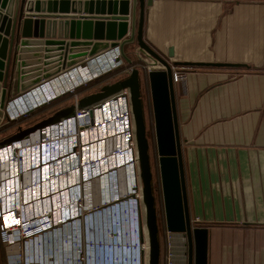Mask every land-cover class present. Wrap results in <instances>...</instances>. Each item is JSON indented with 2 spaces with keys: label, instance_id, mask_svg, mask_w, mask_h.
I'll list each match as a JSON object with an SVG mask.
<instances>
[{
  "label": "crops",
  "instance_id": "crops-1",
  "mask_svg": "<svg viewBox=\"0 0 264 264\" xmlns=\"http://www.w3.org/2000/svg\"><path fill=\"white\" fill-rule=\"evenodd\" d=\"M30 15L87 16L77 5ZM143 40L164 58L170 53L171 63L243 65L185 67L173 83L186 199L191 223L208 229V245L219 227H264V0H152ZM128 49L148 73L146 55L136 44ZM68 81L78 84L79 74L62 82ZM46 87L58 89L54 82Z\"/></svg>",
  "mask_w": 264,
  "mask_h": 264
},
{
  "label": "water",
  "instance_id": "water-1",
  "mask_svg": "<svg viewBox=\"0 0 264 264\" xmlns=\"http://www.w3.org/2000/svg\"><path fill=\"white\" fill-rule=\"evenodd\" d=\"M151 4L152 0H0V127L10 121L6 108L13 98L110 50L118 49L121 58L131 65L124 47L136 44L138 52L150 60L149 66L162 67L148 71L147 77L166 230L186 237L187 264H208V229L193 227L189 216L171 66L243 68V65L171 63L170 53L168 58L160 56L143 40L145 7ZM76 5L79 11L83 7L87 16L50 21L52 17L30 15L33 11L46 9L50 13L56 8L66 13L70 7L74 10ZM140 86L139 71L132 68L124 79L81 97L77 105L56 111L19 135L3 141L0 148L73 114L76 108L97 106L128 89L141 182L139 204L144 209L141 239L145 229L147 264H159L157 213ZM134 189L138 191L135 186Z\"/></svg>",
  "mask_w": 264,
  "mask_h": 264
},
{
  "label": "built area",
  "instance_id": "built-area-1",
  "mask_svg": "<svg viewBox=\"0 0 264 264\" xmlns=\"http://www.w3.org/2000/svg\"><path fill=\"white\" fill-rule=\"evenodd\" d=\"M105 58H109L107 63L95 67V62ZM122 64L123 59L118 49H114L87 59L83 64L69 71L62 72L50 81L41 82L38 85L39 87H43L44 84H53L57 80L62 82L64 78L74 72L79 74L80 80L79 85L53 100L52 97L45 98L44 96L38 100L36 99L31 104L33 108L24 107L25 110L19 112L23 109L20 108L17 110L19 113H16L14 118L11 117L10 121L18 120L32 111L50 104L63 95L74 94L79 87L88 84L87 82H91L97 77L119 69ZM153 67L148 66L147 72L156 70ZM131 70L132 68L129 69V74ZM171 70L173 83L183 79L186 72L185 67L179 66H171ZM38 86L34 88L37 89ZM51 86L53 87L54 85ZM34 88L29 91L33 92ZM29 91L13 98L8 103L6 114L9 111V105L12 103L16 104L21 98L29 94ZM78 100L75 95V105H77ZM100 109L104 110L106 114L104 119L99 118L98 110ZM90 110L92 115H90ZM70 116H72L71 119L63 121L62 128L57 125L51 126L50 129H53L50 131H46L43 128L38 130L39 133L36 137L30 135L29 138L27 137L28 139L24 138L0 148L1 242L9 246L11 250L14 245L19 247L17 252L20 255L22 254V256L17 264H33V261H26L23 257L24 254L26 252L44 253L46 250H48L46 252H64L69 254L63 264H97V262L103 260L107 253H111L114 250L124 251V253L129 255H133L136 250H140L142 257L137 262L140 261L138 264H145L144 244L141 243L143 240L141 239L143 218L140 206L141 198H137L135 191H133L135 197H129L128 190L123 195H117L123 188L126 189L127 187L129 177L127 173L124 176V168L133 166L136 168L138 165L128 89L105 99L97 106L85 109L76 108ZM86 125L91 127L88 129V133L84 132L86 130L83 131ZM63 143H68V147L62 146ZM29 145L31 147H29L30 152L28 154L30 156L28 160L30 159V168L32 166L34 169L25 167L26 159L24 155L27 153V148L21 149ZM14 148L17 151H14ZM67 148L68 150L66 151L65 149ZM6 149H8V152H6ZM7 154L8 160L5 161ZM66 158H69L71 162H77V167L64 173V170L62 171L60 167ZM33 159H36L35 163ZM40 171L44 174L45 172L51 173L50 178L47 179L48 177L43 174L40 181ZM120 172L121 176L119 175ZM103 173L108 174L107 176H113V181L118 183L115 186L114 194L116 195L113 200L108 199L109 189L107 186L105 190L99 189L96 199L92 194L91 188L88 187L83 190L86 184L91 182L99 183L100 181L97 179H100ZM21 179L23 183L20 192L22 201L20 200L19 190L16 187ZM13 184L15 185L13 186ZM77 192L78 195H76ZM85 196H87V203L89 204L87 209L84 207ZM94 212L97 213L92 216L91 213ZM83 216L89 218L88 223L84 226V246L79 243L82 233L80 229L81 219L78 221V218H83ZM74 221L75 223L79 222V224L70 227L66 231L67 234H64L67 244L60 246L57 245V241L56 245L44 247L38 242L37 246H33L35 248L25 249L28 247L29 241L32 243V239L41 238L44 234H47L44 236H48L51 233L58 235L60 226L70 222L73 223ZM14 223L18 224V226H12ZM37 231L40 232L37 233ZM31 234L37 235L31 237ZM167 235L169 243L172 242L170 248L172 249L175 246L184 257L186 237L182 233L173 232H167ZM73 238H75L76 245H72ZM181 246L182 248L184 247V250L180 248ZM20 248H23V250L20 251ZM63 248L65 250L58 251ZM83 251L89 253L86 259L80 256ZM174 253H176L175 250L172 254L173 256L175 255ZM54 260L53 263L45 264H54L57 262ZM39 264L42 263L40 262Z\"/></svg>",
  "mask_w": 264,
  "mask_h": 264
},
{
  "label": "rangeland",
  "instance_id": "rangeland-1",
  "mask_svg": "<svg viewBox=\"0 0 264 264\" xmlns=\"http://www.w3.org/2000/svg\"><path fill=\"white\" fill-rule=\"evenodd\" d=\"M126 56L128 59L131 60L132 64L128 65L126 61L123 60L122 66H120L119 69L102 75L100 77L95 78L93 81L89 82L88 84L79 87L74 94H66L60 97L59 99L55 100L54 102L42 106L31 113L27 114L26 116L19 118L15 121H9L8 123L4 124L0 127V143L3 141L15 136L19 135L22 131H25L31 127H33L35 124L40 122L41 120L45 119L49 115L55 113L56 111L74 104V96L76 95L78 99L81 97H84L86 95H90L93 93H97L100 91V89L106 85H111L113 83H116L129 74V69L135 68L139 71L140 79H141V86H140V92L143 102V109H144V118H145V126H146V137L149 143V155H150V165H151V173H152V188H153V195L155 198V208L157 213V225H158V241L160 244V259L159 264H171L172 258H173V252L176 249V247H171V243H169V237L167 235V230L165 226V217H164V206H163V199H162V191H161V182H160V174H159V168H158V156L156 151V141H155V132H154V118H153V111H152V104H151V96H150V89L148 85V79L146 77V69H143L144 62L136 57V54H131V50H126ZM150 62V60H148ZM155 69H160L159 67H153ZM58 85V83H56ZM62 86L57 89V94L62 95L65 89H69L70 82L63 84ZM65 85V86H64ZM63 89V90H62ZM66 90V91H67ZM35 133V132H33ZM33 133H30L27 137L32 135ZM24 137V138H27ZM23 138V139H24ZM138 164V163H137ZM138 167V165H137ZM136 167V169H137ZM139 172V167H138ZM108 174L103 175L98 178L97 180L100 181V185L98 182H91L89 184L84 185L83 190H86L88 187L91 188L92 194L97 196V193H99L97 190H95L97 187L102 188L105 190L106 186L109 189L108 192V199L113 200L115 198L114 190L115 186L118 184L114 182L113 176H107ZM117 175V174H116ZM106 176V177H105ZM136 179V178H135ZM106 181V184L103 183V181ZM140 186L141 182L139 179V173L137 175L136 179ZM135 180V181H136ZM137 188V186H136ZM95 190V191H94ZM111 190V191H110ZM133 191L136 192V189ZM125 191V188H123L119 194L117 195H123ZM135 196L132 195V198ZM106 198V197H105ZM97 201V200H96ZM89 204L87 203V196L84 197V207L87 209ZM97 212L91 213L92 216L96 215ZM106 213V212H105ZM80 223V229L82 231L81 238L79 243L84 246V237L83 235L85 231V224L88 223L89 218L86 216H83ZM77 221V220H75ZM75 221L73 223H67L63 226H60L58 235H55V233H51L48 236H44L47 234H44L41 238H35L32 239V243H29L27 245H34L37 246L38 242L40 245L47 247V245H65L67 244V240L64 237V234H67L66 231L76 225L79 224V222ZM193 227V223H191ZM195 224V223H194ZM45 240V241H44ZM52 242V243H51ZM143 244V240L141 241ZM26 244V243H25ZM72 245H76L75 238H73ZM35 248V247H33ZM182 250H184V247H180ZM25 249L29 250L28 247ZM24 249V250H25ZM38 249V248H37ZM63 251L65 248L60 249L58 251ZM48 251V250H46ZM26 252L24 254V258L27 262L32 261H39L42 263L43 261L46 262L47 256H53L59 264H63V261L66 260L67 256L69 254H66L64 252ZM12 250L9 246L6 244H3L1 242L0 238V264H16L19 261V258L22 256L19 253L14 256V261L12 262ZM95 254V253H93ZM177 254V253H174ZM83 258H87L89 256V253H83L80 255ZM183 257V256H182ZM185 259V263L187 264V246L185 245V255L183 257ZM145 264L148 262V251L145 249ZM55 261V260H54ZM208 264H264V227H251V226H241L238 228H223L219 227L214 229L213 231L209 232V245H208Z\"/></svg>",
  "mask_w": 264,
  "mask_h": 264
},
{
  "label": "bare ground",
  "instance_id": "bare-ground-1",
  "mask_svg": "<svg viewBox=\"0 0 264 264\" xmlns=\"http://www.w3.org/2000/svg\"><path fill=\"white\" fill-rule=\"evenodd\" d=\"M109 61V58H105L104 60L103 59H101V60H99L98 62H95V67H98V65H104L105 63H107ZM99 63V64H98ZM154 67H159L160 69H161V67L160 66H154ZM85 71V70H84ZM83 71V72H84ZM66 80V79H65ZM54 83H58V82H54ZM63 83V82H62ZM68 83H69V81H68ZM87 83H89V82H87ZM61 84V83H60ZM65 84V83H64ZM71 84V83H70ZM80 84V81H79V83L78 84H75L74 86H71V87H69V89L67 90V91H70L73 87H75L76 85H79ZM46 85H49V84H44L43 85V87H37V89H35L34 88V91L33 92H31V91H29L30 93L29 94H27V95H25L23 98H21V100L20 101H18V102H16V104L15 103H12L11 105H9V111H8V113H7V116H8V119L10 120V118L11 117H15L16 116V113H19L17 110H19L20 108H26V107H28V108H33L32 106H31V104L33 103V102H35L36 101V99L38 100L39 98H41V97H44L45 95H51V96H55V98L57 97V96H59V94H57V91L54 89V88H50V87H46L47 89H45V86ZM58 87V89L60 88V86H59V84L57 85ZM65 86V85H64ZM70 86V85H69ZM61 89V88H60ZM33 90V89H32ZM63 90V89H62ZM66 91V92H67ZM65 93V91L63 92V94ZM54 98V99H55ZM27 99H28V101H27ZM98 109V108H97ZM99 111V115H100V119H104V117H106V114H105V112H104V110H102V109H100V110H98ZM72 118V116H66V117H64V118H62V119H60L59 121H57V122H54L53 124H51V125H49L47 128H44V130H46V131H50L51 129H53V128H51L50 129V127L51 126H53V125H57L59 128H62L63 127V121H68L69 119H71ZM75 119H76V117H75ZM86 120H87V118H86ZM93 126V125H92ZM91 127H89L88 125H86L84 128H83V131L84 130H86V131H84V132H87L88 131V129H90ZM38 133H39V131L38 132H35V133H33L31 136L32 137H36L37 135H38ZM88 133V132H87ZM44 135H46V134H44ZM85 135V134H84ZM89 137V136H88ZM29 138V137H28ZM27 138V139H28ZM95 140V139H94ZM62 146H64V147H68V143H63V145ZM29 147H31V145H29V146H24L23 148H21L22 150L23 149H26L27 148V151H30L29 150ZM66 151L68 150V148L67 149H65ZM14 151H17V149L16 148H14ZM62 151H64V150H62ZM6 152H8V149H6ZM36 154H37V152H36ZM29 154L28 153H26V155H24V158H26L27 156H28ZM28 158H29V156H28ZM8 160V154H7V156H6V158H5V161H7ZM4 161V160H3ZM33 162L35 163V160L33 159ZM76 164H77V162H71L70 160H69V158H66V160L64 161V163H63V165L60 167V169L65 173L66 171L67 172H69L70 171V169H72V168H76L77 166H76ZM30 166V165H29ZM26 167V166H25ZM30 169H34V167L32 168H30ZM138 169H136L134 166L133 167H128V168H124V170H123V174H124V176H125V174L127 173L128 174V183H127V187H126V191L128 190V192H129V194H128V196L129 197H132V195H133V189H134V186H137V188H138V191L137 192H135L136 194H137V198H141V193H140V184H139V182L136 180L137 179V175H138ZM44 173H42L41 171H40V174H39V180L41 181V179H42V175H43ZM44 175H46L48 178L47 179H49L50 178V175H51V173H49V172H45V174ZM103 175H105V173H103ZM120 176H121V172H120V174H119ZM30 178V177H29ZM136 178V179H135ZM136 180V181H135ZM25 181V180H24ZM103 183L104 184H106V181L104 180L103 181ZM15 184H13V186H14ZM22 185H23V183H22V179L21 180H19V182L17 183V185H16V187L18 188V192H19V196H20V192H21V190H22ZM99 186H101L100 185V183H99ZM99 189H100V187H97L95 190H97L98 192H99ZM94 190V191H95ZM76 195H78V192L76 193ZM18 196V197H19ZM43 197H45V196H43ZM77 197V196H76ZM97 198V196H95V199ZM20 200L22 201V197L20 196ZM141 212H142V216H143V214H144V209H143V206H141ZM12 226H18V224H16V223H14ZM38 232H40V231H37V233ZM32 236L31 237H34V236H36L37 234H31ZM143 241H144V250L146 249L147 251H148V244H147V240H146V231H145V229H143ZM75 237H77V236H75ZM76 241H77V239H76ZM33 246L34 245H28V248H33ZM18 246L17 245H14V247H13V251H12V256H13V258H12V262L14 261L13 259H14V256L18 253L17 251H18ZM25 248V247H24ZM21 250L20 251H22L23 250V248H20ZM176 253L177 254H175L174 256H173V258H172V263L171 264H184V258L182 257V254H180L181 252L180 251H176ZM50 259V260H49ZM44 259H42V264H45V263H49V262H51V263H53V260H54V257L51 255V256H47V258H46V262H44L43 261ZM145 262H146V260H145ZM14 264H16L15 262H13ZM40 262L39 261H33V264H39Z\"/></svg>",
  "mask_w": 264,
  "mask_h": 264
},
{
  "label": "clouds",
  "instance_id": "clouds-1",
  "mask_svg": "<svg viewBox=\"0 0 264 264\" xmlns=\"http://www.w3.org/2000/svg\"><path fill=\"white\" fill-rule=\"evenodd\" d=\"M52 97V100L55 98L54 96L51 95H45V98ZM25 108H23L21 111H24ZM130 225V224H129ZM128 225V226H129ZM141 253L140 250H136V252L132 254H126L124 251H117L114 250L111 253H107V255L103 258L102 261L97 262V264H138L139 262L138 259L141 258ZM109 258H111L109 260ZM128 258V260H126Z\"/></svg>",
  "mask_w": 264,
  "mask_h": 264
},
{
  "label": "trees",
  "instance_id": "trees-1",
  "mask_svg": "<svg viewBox=\"0 0 264 264\" xmlns=\"http://www.w3.org/2000/svg\"><path fill=\"white\" fill-rule=\"evenodd\" d=\"M112 74V73H111ZM59 99V98H58ZM57 100V99H56ZM54 102V101H53ZM52 103V102H51ZM46 106V105H45ZM44 107V106H43ZM21 119V118H20Z\"/></svg>",
  "mask_w": 264,
  "mask_h": 264
},
{
  "label": "flooded vegetation",
  "instance_id": "flooded-vegetation-1",
  "mask_svg": "<svg viewBox=\"0 0 264 264\" xmlns=\"http://www.w3.org/2000/svg\"><path fill=\"white\" fill-rule=\"evenodd\" d=\"M187 242V241H186ZM187 246V245H186ZM187 251H188V246H187Z\"/></svg>",
  "mask_w": 264,
  "mask_h": 264
}]
</instances>
